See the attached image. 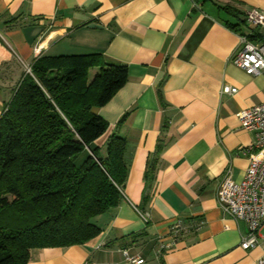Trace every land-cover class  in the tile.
<instances>
[{
    "label": "crops",
    "instance_id": "1",
    "mask_svg": "<svg viewBox=\"0 0 264 264\" xmlns=\"http://www.w3.org/2000/svg\"><path fill=\"white\" fill-rule=\"evenodd\" d=\"M254 8L264 0H0V117L38 55L101 52L128 67L96 109L109 123L101 153L113 134L128 141L120 204L96 218V237L34 248L28 264H260L264 241L243 248L247 222L218 200L228 168L243 178L255 139L237 112L264 101V75L233 62L242 34L264 39L245 17ZM125 250L145 261L128 263Z\"/></svg>",
    "mask_w": 264,
    "mask_h": 264
},
{
    "label": "trees",
    "instance_id": "2",
    "mask_svg": "<svg viewBox=\"0 0 264 264\" xmlns=\"http://www.w3.org/2000/svg\"><path fill=\"white\" fill-rule=\"evenodd\" d=\"M31 69L0 117V264L99 235L95 220L120 204L129 173L125 137L113 134L106 155L96 144L109 127L96 109L126 84L127 65L90 52L38 55Z\"/></svg>",
    "mask_w": 264,
    "mask_h": 264
},
{
    "label": "built area",
    "instance_id": "3",
    "mask_svg": "<svg viewBox=\"0 0 264 264\" xmlns=\"http://www.w3.org/2000/svg\"><path fill=\"white\" fill-rule=\"evenodd\" d=\"M246 20L257 28L264 27V11L248 10ZM233 62L250 75H264V39L254 40L249 35H241V46L233 56ZM27 66L26 73L31 72ZM222 93H235L236 86L223 85ZM244 128L254 132L255 139L243 149L249 157V165L242 179L234 178L231 168H228L218 189V200L225 211L235 219L244 220L248 224V233L243 238L241 246L245 249L254 248L264 241L261 233L264 227V101L244 108L237 112ZM184 230L182 224L172 227L173 234ZM170 244L162 243V248ZM128 263H143L144 258L130 255L125 250ZM260 264H264L261 258Z\"/></svg>",
    "mask_w": 264,
    "mask_h": 264
}]
</instances>
